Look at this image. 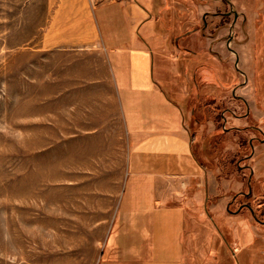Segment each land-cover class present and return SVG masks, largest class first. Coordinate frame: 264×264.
I'll return each mask as SVG.
<instances>
[{
	"label": "rangeland",
	"instance_id": "374dc122",
	"mask_svg": "<svg viewBox=\"0 0 264 264\" xmlns=\"http://www.w3.org/2000/svg\"><path fill=\"white\" fill-rule=\"evenodd\" d=\"M132 1L152 15L148 52L172 60L207 176L181 195L195 197L192 258L201 263V246L208 264H264V0ZM49 3L0 0V264H94L107 228L96 217L108 215L98 186L119 177L110 165L68 171L92 155L60 140L75 94L59 91L102 60L33 47ZM233 228L238 249L229 246Z\"/></svg>",
	"mask_w": 264,
	"mask_h": 264
},
{
	"label": "crops",
	"instance_id": "0c3cea01",
	"mask_svg": "<svg viewBox=\"0 0 264 264\" xmlns=\"http://www.w3.org/2000/svg\"><path fill=\"white\" fill-rule=\"evenodd\" d=\"M45 11L41 41L33 47L102 60L81 73L80 83L59 91L75 94L60 140L92 155L68 171L101 172L110 165L119 172L98 186L96 203L108 215L96 217L107 228L94 264H196L189 250L195 229L187 227L195 197L181 195L207 176L192 150L181 93L172 86V60L148 52L150 11L132 0H50ZM234 229L229 246L238 249ZM196 249L200 264H208V249Z\"/></svg>",
	"mask_w": 264,
	"mask_h": 264
},
{
	"label": "flooded vegetation",
	"instance_id": "af4514ba",
	"mask_svg": "<svg viewBox=\"0 0 264 264\" xmlns=\"http://www.w3.org/2000/svg\"><path fill=\"white\" fill-rule=\"evenodd\" d=\"M236 16V12H234V17ZM262 222H264V220H262Z\"/></svg>",
	"mask_w": 264,
	"mask_h": 264
}]
</instances>
